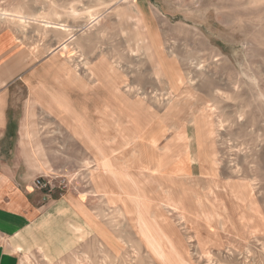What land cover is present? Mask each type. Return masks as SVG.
I'll use <instances>...</instances> for the list:
<instances>
[{
	"label": "rangeland",
	"instance_id": "rangeland-1",
	"mask_svg": "<svg viewBox=\"0 0 264 264\" xmlns=\"http://www.w3.org/2000/svg\"><path fill=\"white\" fill-rule=\"evenodd\" d=\"M38 70L62 76L50 84L71 105L115 109L120 208L92 190L101 147L48 127L24 78ZM69 70L88 83L68 84ZM0 76L10 121L58 138L39 173L50 195L99 200L90 224L101 238L80 233L78 246L23 252L20 264H264V0H0Z\"/></svg>",
	"mask_w": 264,
	"mask_h": 264
},
{
	"label": "crops",
	"instance_id": "crops-1",
	"mask_svg": "<svg viewBox=\"0 0 264 264\" xmlns=\"http://www.w3.org/2000/svg\"><path fill=\"white\" fill-rule=\"evenodd\" d=\"M65 76L64 80L68 84L87 82L71 70L65 72ZM3 78L0 76V79ZM24 78L30 87L33 86L34 91L30 93L36 106L41 105L53 116L46 123H50L47 124L50 128H59L62 142L68 139L69 142L83 143L88 152L89 148L95 150L101 147L102 152L99 151L101 154L97 156L98 166L93 170L92 190L100 192L103 205L107 208L123 206L128 179L126 156L119 150H110L111 111L115 109L109 102L93 104V111L86 102L82 105L78 103L80 105L77 107L71 105L67 95L55 87L56 84L54 87L50 84L51 79L61 80L58 83L62 84V76L50 74L46 70L31 71ZM9 100V87L0 84V264H20L23 252L43 250L45 253H54L58 249L64 251L69 247L74 248L80 243L78 238L83 235L84 238H101L90 224L92 221L97 222V219H93L96 214L92 210L95 201H99L97 198H83L70 193L53 197L50 195L52 191L34 185L35 178L45 166L43 160L46 157L47 140L55 142L58 138L56 135L42 138V124H37L38 121L33 119L25 118L17 125L13 124L9 117ZM95 117L100 119L97 131L94 127ZM105 123H109V126L104 132ZM104 134L108 136L106 142L101 137ZM87 158L93 159L94 155ZM80 223L85 226L79 232L75 226ZM87 225L93 227L90 235Z\"/></svg>",
	"mask_w": 264,
	"mask_h": 264
},
{
	"label": "built area",
	"instance_id": "built-area-1",
	"mask_svg": "<svg viewBox=\"0 0 264 264\" xmlns=\"http://www.w3.org/2000/svg\"><path fill=\"white\" fill-rule=\"evenodd\" d=\"M34 185L43 190L51 191L50 182L45 177L40 176L34 180Z\"/></svg>",
	"mask_w": 264,
	"mask_h": 264
},
{
	"label": "bare ground",
	"instance_id": "bare-ground-1",
	"mask_svg": "<svg viewBox=\"0 0 264 264\" xmlns=\"http://www.w3.org/2000/svg\"><path fill=\"white\" fill-rule=\"evenodd\" d=\"M21 20H22V19H21ZM25 20H26V19H25ZM21 22H22V21H21ZM147 238H148L149 244L154 248L156 254H158L159 256H161L160 258H161V260H162V263H165V261H164L165 258H164V256H162V254H161L162 252H161V250H160V248H159L158 242L155 241L153 237H148V236H147Z\"/></svg>",
	"mask_w": 264,
	"mask_h": 264
}]
</instances>
